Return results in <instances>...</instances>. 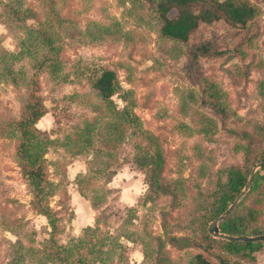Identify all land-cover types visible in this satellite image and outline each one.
I'll return each mask as SVG.
<instances>
[{
  "label": "rangeland",
  "instance_id": "rangeland-1",
  "mask_svg": "<svg viewBox=\"0 0 264 264\" xmlns=\"http://www.w3.org/2000/svg\"><path fill=\"white\" fill-rule=\"evenodd\" d=\"M6 1L0 0V264L12 247H39L49 236L41 203L58 217L53 234L61 243L94 223L118 237L122 245L105 264H187L197 252L210 264H264V246L230 251L207 230L212 219L196 218L230 165L248 174L254 167L260 178L237 199L234 214L246 215L245 230L264 228V170L256 165L264 145V0H244L254 7L244 24L199 22L186 40L159 33L155 0H20L35 12L24 20L4 14ZM30 26L44 29L51 46L28 39ZM9 52L19 53L10 59ZM102 68L115 72L112 102L138 117L136 125L117 123L125 126L116 142H107L114 115L90 86ZM33 103L43 113L26 126L34 125L32 141L45 146L39 160L46 182L37 192L15 155L19 130L11 124L29 117ZM85 121L91 144L77 152L73 140ZM144 142L159 163L133 161L144 154L136 143ZM99 146L119 161L110 163L109 180L85 181L94 208L75 180L104 159H92ZM24 264H31L28 254Z\"/></svg>",
  "mask_w": 264,
  "mask_h": 264
},
{
  "label": "trees",
  "instance_id": "trees-1",
  "mask_svg": "<svg viewBox=\"0 0 264 264\" xmlns=\"http://www.w3.org/2000/svg\"><path fill=\"white\" fill-rule=\"evenodd\" d=\"M20 0H8L5 4L4 14L16 20H24L33 16L35 13L30 7H23L19 3ZM155 10L157 11V17L160 21L158 31L161 35L175 38L179 40H186L188 34L196 28L199 22H211L218 19H222L230 25L244 24L254 13V7L250 3L244 0H155ZM174 10L172 15H168L170 10ZM28 39L40 40L44 44H48L49 47L52 44V39L49 34L40 26L28 27ZM201 48H205L201 45ZM204 50V49H203ZM19 52L11 53L7 55L11 58L18 56ZM10 68V66H9ZM12 68L8 69V72H12ZM12 80V79H11ZM91 88L94 90L98 99L104 101L106 110H109L108 114L114 115V120L109 122V128L115 130L114 134L107 136V142L122 138L123 128L125 125L119 126L117 123L123 122L131 124H138L137 115L126 105L118 108L112 102L111 95L116 92L118 83L115 78V72L111 68H102L100 72L95 75L90 83ZM32 110L29 117L17 119L12 121L11 124L17 127L19 130V139L17 147L15 149V155L20 163V166L28 179L30 188H34L35 192L40 191L45 184L44 166L39 160V153L41 155L45 153L44 144L39 143L37 145L32 141V137L35 136L34 125L31 129L27 128V124H33L35 118L43 113L42 107H37L36 103L30 105ZM84 128L76 129L75 140H73V146L75 151L86 149L91 144L89 140V131L92 127H89L90 123L85 121ZM87 129V131H85ZM67 144V143H65ZM38 147V148H37ZM136 148L144 151L143 156H133V161L141 166L152 165L153 161L160 162L159 153L156 155H149L147 143H136ZM35 150L34 152H32ZM96 153V154H95ZM261 158H264V145L260 151ZM97 154L103 155L104 159L100 157L96 166L90 167L91 173H79L75 182L80 195L88 198L90 205L96 208L97 199L96 195L88 196L86 194L85 181L93 182L94 178H103L105 181L109 180L110 176L114 173L113 168H109L112 161L118 163V158L109 149H104L101 146L95 147L92 151V159L95 160ZM40 155V156H41ZM106 156V157H105ZM148 157V158H147ZM157 157V158H155ZM143 158V159H142ZM260 158V159H261ZM91 159V158H90ZM90 159H87L88 161ZM247 167H240L237 165H230L225 173L224 179L217 180L216 190L214 191V198L207 203H202L203 211L196 217L201 224H205L208 220L216 218L221 212H223L227 206L234 200L239 191L245 184L248 177ZM264 170V164L260 166ZM262 177H264V172ZM260 178L259 173L255 171L252 174L250 184L246 192L253 189L256 181ZM95 187H92V189ZM241 202V201H240ZM241 203L234 205L231 211L222 218L218 223V231L230 234V235H257L264 232V228L256 230L252 227L245 230L241 221L246 215L236 216L235 211L240 207ZM38 211L43 214L49 225V236L43 240L42 246H32L26 249L24 246L18 248L12 247L11 257L7 264H24V255H29V261L31 264H105L109 260L110 251H113L115 247L122 245L118 241V237H113L107 232L101 234L98 229V224L94 223L93 226L85 225L82 229L81 235L76 239H71L67 243H61L56 240L53 232L56 229L57 219L54 215V211L47 204H39ZM252 212L247 210L246 214ZM97 222V217L94 219ZM96 233V235H94ZM101 234V235H100ZM208 236V234H207ZM209 237V236H208ZM221 244L228 247L230 251H253L260 246H264V239L247 241V240H229L222 237ZM109 240V241H108ZM105 246H108L106 248ZM244 251V254H248ZM249 252V253H250ZM249 255V254H248ZM187 264H210V262L203 257L199 252L192 255Z\"/></svg>",
  "mask_w": 264,
  "mask_h": 264
},
{
  "label": "water",
  "instance_id": "water-1",
  "mask_svg": "<svg viewBox=\"0 0 264 264\" xmlns=\"http://www.w3.org/2000/svg\"><path fill=\"white\" fill-rule=\"evenodd\" d=\"M262 164H264V158L261 159L259 162H257L256 165L261 166ZM253 171H254V167L251 168V170H250V172L248 174V177H247V179L245 181V184H244L243 188L237 194L236 198L227 206V208L220 215H218L216 218L212 219L207 224V230L213 236H218V237H222V238L229 239V240H247V241H254V240L264 239V233L263 234L253 235V236H248V235H230V234H225V233H222V232L218 231V227H217L218 221H220L222 218H224L231 211V209L236 204L237 199L248 188V186L250 184V181H251V178H252Z\"/></svg>",
  "mask_w": 264,
  "mask_h": 264
}]
</instances>
